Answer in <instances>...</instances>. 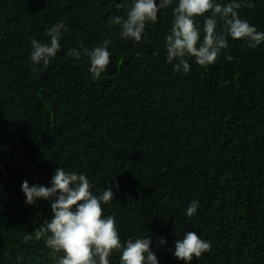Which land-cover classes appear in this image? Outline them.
Segmentation results:
<instances>
[{
    "label": "trees",
    "instance_id": "1",
    "mask_svg": "<svg viewBox=\"0 0 264 264\" xmlns=\"http://www.w3.org/2000/svg\"><path fill=\"white\" fill-rule=\"evenodd\" d=\"M121 2L0 0V264H55L43 238L24 241L52 219L51 201L26 203L22 183L51 187L57 167L86 175L97 195L111 185L105 215L122 240L150 238L159 264H186L173 253L188 231L211 242L191 264H264V43L229 36L213 65L191 58V71L178 73L166 47L178 0L139 43L110 26L126 16ZM236 2L264 32V0ZM61 21L69 31L56 57L34 64L31 40L50 43L47 30ZM104 40L111 62L97 80L89 59L68 50Z\"/></svg>",
    "mask_w": 264,
    "mask_h": 264
},
{
    "label": "clouds",
    "instance_id": "2",
    "mask_svg": "<svg viewBox=\"0 0 264 264\" xmlns=\"http://www.w3.org/2000/svg\"><path fill=\"white\" fill-rule=\"evenodd\" d=\"M174 0H122L116 7L125 8L126 16H113L110 26L118 25L119 35L126 40L142 42L146 28L159 20V13L173 5ZM242 3L231 0L227 4L216 0H178L173 7L174 22L170 34L166 36L167 62L172 64L175 72L185 74L191 71L189 60L204 68L213 65L222 53L228 49V37L243 40L247 46L255 49L264 43V32L258 31L247 19L240 17ZM249 8L254 4L249 3ZM203 18L201 32L197 19ZM222 22L223 32L217 31ZM69 29L63 21L47 30L50 43L31 40V60L34 64L47 66L60 50L62 32ZM111 40L89 50L80 43L79 50L71 48L68 55L79 60L85 56L90 62L93 79H100L108 70L111 52L108 46ZM231 61V55L225 57ZM175 62V63H173ZM36 71V69H33ZM51 187L31 185L27 180L22 183L26 203L35 204L38 199L51 201L52 219L45 220L33 234L25 235L24 241L44 239L46 247L51 249L55 264H111L114 253L120 254V264H159L156 251L152 248L150 238L121 239L115 217L105 215L104 205H110L116 198L112 186L100 195L94 192V185L84 174L66 171L57 167L51 180ZM119 189V183L115 185ZM198 209V201H193L186 209L191 219ZM166 241L161 238L157 248ZM211 251V242L202 239L197 232L188 231L182 239L174 242V256L186 264L196 258L200 259ZM58 253L62 255L57 256Z\"/></svg>",
    "mask_w": 264,
    "mask_h": 264
}]
</instances>
